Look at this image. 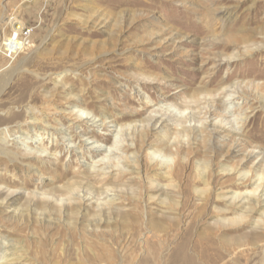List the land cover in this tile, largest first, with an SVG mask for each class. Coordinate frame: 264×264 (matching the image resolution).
<instances>
[{"label":"rangeland","instance_id":"rangeland-1","mask_svg":"<svg viewBox=\"0 0 264 264\" xmlns=\"http://www.w3.org/2000/svg\"><path fill=\"white\" fill-rule=\"evenodd\" d=\"M2 84L0 264H264V0H0Z\"/></svg>","mask_w":264,"mask_h":264},{"label":"bare ground","instance_id":"bare-ground-1","mask_svg":"<svg viewBox=\"0 0 264 264\" xmlns=\"http://www.w3.org/2000/svg\"><path fill=\"white\" fill-rule=\"evenodd\" d=\"M15 30L17 31V32H21L22 30H23V26L22 25H20V26H15ZM16 34H18V33H16ZM19 35V34H18ZM15 36V35H14ZM22 65H24V64H22ZM3 87V84L2 85H0V89ZM216 107H222V104L220 103V101L218 102V103H216ZM208 113L209 114H211V115H213V114H215L216 113V110H213V111H208ZM207 113V114H208ZM149 135V134H148ZM147 134H145V135H142L140 138H139V140H138V142H139V144H145L146 143V139H147ZM105 140H109L108 138L107 139H105ZM159 143L160 144H162V140H160L159 141ZM164 144V143H163ZM165 145V144H164ZM163 146V145H162ZM200 148H202V146L200 145ZM200 148H198L197 150H195V151H193V153L196 155V156H200V155H202L204 152L203 151H201V149ZM128 150H129V148H128ZM183 149H178V155L181 153L180 151H182ZM189 154V153H188ZM190 154H191V151H190ZM213 154H214V157L215 158H218L219 156H220V154H222V150H221V148H218V149H216V150H214V152H213ZM231 155V154H230ZM232 157V156H231ZM231 157H228L229 158V160H230V158ZM185 167H186V164L185 163H183V162H179L177 165H175V167L174 168H171V172L169 173V176H168V178H169V180L170 179H181L182 177H183V171H184V169H185ZM261 168H263V167H261ZM155 176V178L156 177H158L160 180L161 179H167V177H164V176H160V175H154ZM149 177H150V175H149ZM201 178L202 177H200V176H198V179H200L201 180ZM150 180V179H149ZM186 185H185V187H184V189H183V192L184 193H188L189 192V187H190V183H191V179L188 177V178H186ZM150 182H151V184L149 185V186H144L145 185V183H144V185L143 184H139L138 186H139V189H140V192H142L141 190H143V189H145V192H147V193H149V192H151V191H153V190H155V189H157L158 188V186H154L153 185V180H150ZM144 191V190H143ZM142 194V193H141ZM144 195H145V193H144ZM147 196V195H146ZM143 197V196H142ZM207 198L209 197V195L207 194V196H206ZM209 199V198H208ZM208 199H205V204H203L202 205V207H200V211H205V209H206V201H208ZM185 205H183V207H182V210L183 209H185ZM137 208V207H136ZM199 211V212H200ZM137 222V220H133V221H131V222H133V223H136ZM154 221V220H153ZM130 221H125V223H129ZM150 222H152V221H150ZM164 222H166V220H161V219H159L158 221H157V224H155V226H154V228L155 229H161L162 228V224H164ZM169 223V222H168ZM217 230H214L213 228H211L210 230H209V234L207 235H205L206 236V245H204L203 246V252H202V254H208V256L210 255V256H212L211 254L212 253H216L217 254V260H212V263L213 264H216L218 261H223L224 260V257H226V254H227V252H230V250H231V247L233 246H239V245H241L242 244V242L243 241H246L247 242V240H250V241H253V242H256V240H259L261 237H257V236H254V235H248V234H244V235H239L238 237L236 236V237H234L233 239H231V241L230 242H228V243H225L224 241H223V239H221L220 237H218V235H217ZM251 234V233H250ZM252 234H254V233H252ZM156 243V242H155ZM183 243V242H182ZM198 246H200V244H198ZM201 248H202V246H201ZM181 249V250H180ZM179 249V253H181V254H179V256H180V260H182V261H189V259L190 258H188L187 257V255L185 254V253H183V249L182 248H180ZM249 255V254H248ZM253 260H254V258L253 257H248V258H240V257H238V258H236L235 260H233V261H227V262H225V263H223V264H241L242 263V261H245L246 262V264H251L252 262H253Z\"/></svg>","mask_w":264,"mask_h":264}]
</instances>
